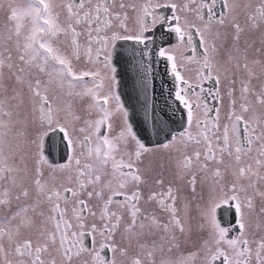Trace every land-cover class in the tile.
I'll list each match as a JSON object with an SVG mask.
<instances>
[{"label":"snow or ice","instance_id":"6c2138e0","mask_svg":"<svg viewBox=\"0 0 264 264\" xmlns=\"http://www.w3.org/2000/svg\"><path fill=\"white\" fill-rule=\"evenodd\" d=\"M0 264H264V0H0Z\"/></svg>","mask_w":264,"mask_h":264},{"label":"flooded vegetation","instance_id":"af4514ba","mask_svg":"<svg viewBox=\"0 0 264 264\" xmlns=\"http://www.w3.org/2000/svg\"><path fill=\"white\" fill-rule=\"evenodd\" d=\"M158 42H159V40H158ZM162 67H164V65H162ZM228 218L229 217L225 214L224 219L227 220Z\"/></svg>","mask_w":264,"mask_h":264},{"label":"bare ground","instance_id":"6f19581e","mask_svg":"<svg viewBox=\"0 0 264 264\" xmlns=\"http://www.w3.org/2000/svg\"><path fill=\"white\" fill-rule=\"evenodd\" d=\"M153 59H154V57H153ZM156 66H157V64H155ZM159 68V67H158ZM159 69H161V68H159ZM158 73L160 74V72L158 71Z\"/></svg>","mask_w":264,"mask_h":264},{"label":"water","instance_id":"95a60500","mask_svg":"<svg viewBox=\"0 0 264 264\" xmlns=\"http://www.w3.org/2000/svg\"><path fill=\"white\" fill-rule=\"evenodd\" d=\"M157 73H158V71L157 70H155ZM160 75L162 76V73H160ZM158 82H159V80H158Z\"/></svg>","mask_w":264,"mask_h":264}]
</instances>
